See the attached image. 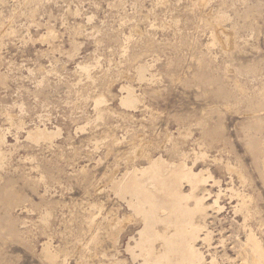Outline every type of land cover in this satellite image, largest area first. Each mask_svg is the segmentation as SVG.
<instances>
[{
  "label": "rangeland",
  "instance_id": "1",
  "mask_svg": "<svg viewBox=\"0 0 264 264\" xmlns=\"http://www.w3.org/2000/svg\"><path fill=\"white\" fill-rule=\"evenodd\" d=\"M216 25L233 45L215 41ZM263 134L264 0H0V264H143L127 251L142 222L113 243L106 221L130 213L110 178L147 165L141 141L206 174L209 206L222 189L212 246L199 248L206 264H243L229 189L244 188L227 165L244 171L264 239Z\"/></svg>",
  "mask_w": 264,
  "mask_h": 264
},
{
  "label": "bare ground",
  "instance_id": "2",
  "mask_svg": "<svg viewBox=\"0 0 264 264\" xmlns=\"http://www.w3.org/2000/svg\"><path fill=\"white\" fill-rule=\"evenodd\" d=\"M199 5L202 6L203 4L199 3ZM210 21H211V19H210ZM200 25H201V23H200ZM214 29H215V33H216V37H214L215 41L221 42V38H222L221 36H224L226 39V43L227 44L229 43V45H233L234 37H235L234 33H229L228 31L221 28L219 25H216ZM236 32H238V31H236ZM254 51H256V50H254ZM227 66H229V65H227ZM145 71L146 70L142 68L139 72L142 78L144 77ZM125 89L127 90V96L125 98L121 99L122 104L124 106H127V107L136 106V104L139 102L140 97L139 98H138V96L136 97L130 88H125ZM104 102H105L104 98H99L96 102L97 105L95 107H100V105H102ZM254 112H256V111L250 112V114L252 115V116H250V118L255 117L253 115ZM194 119H195V117H194ZM256 122H257V124H259L258 121H256ZM188 125H189V123H188ZM185 126H187V125H185ZM46 133H48V132H46ZM161 134H163V133H161ZM50 136H52V135H50ZM37 137H39V136H37ZM45 137H47V136H45ZM45 137H43V138H45ZM47 138H49V137H47ZM177 138H178V136H177ZM0 141H4V139L0 140ZM204 143H206V141ZM209 143H211V142H209ZM0 144H1V142H0ZM147 145H148L147 142L141 141L140 144H137L134 147V149H135L134 155H142V158L144 155L148 157L147 158V165L143 166L141 164H139V165H136V164L133 165L132 164L133 166H131L129 163H127L128 168L124 174L120 173L122 176L121 177L119 176L120 177L119 179H117L118 177L117 178H114V177L110 178V181L112 182L111 185H113L111 188H113V191L115 192L116 196H119L120 199H122L124 202H126L130 213H128L127 215L126 214L122 215L120 213L122 215V216H120V215H118L117 212H115L114 209H111L109 211L108 217H106V219H107L106 220L107 221V232H108V237H109L108 240L110 239L111 242L117 243L122 238L123 233L126 231V228H128L129 225H135L136 226L138 221L139 222L141 221L143 224V229L141 228L142 230H140L139 232L136 231V232H138V234L136 233V236L133 235L134 237H132V240L134 241V245L129 244L127 246V251H129L132 254V257L135 259V261L140 257L143 259V264H206L205 254L202 251V249L199 248V245L203 244L204 246H207L209 248L212 246L213 233H212V231L209 230V226H208V222H209L208 219H209V217H211L209 213H210V210L215 211L214 213H216V210L218 213L225 210L224 207H222L220 205L222 189H220V192L217 195V199L215 200L214 204L212 206L211 205L209 206L206 203L205 194L203 197L200 195L201 194L200 191L209 182V178H207L205 176L206 174H204L202 171L200 173H197L195 171L194 167H190L187 164V161L185 159L181 163H171L168 160H165L162 156H160L158 158H154V156H148L149 153H148V155H146ZM209 145H211V144H209ZM254 146L258 147L256 144ZM263 146L261 147V149H260L261 152L258 153V156L260 159H262L261 160L262 164H263L262 167L264 170V147ZM194 153H195V151H194ZM125 155H126V153H125ZM198 155H201V153ZM203 155L204 154H202V156ZM181 156L185 157V155H181ZM193 157H194V155H193ZM203 157L206 158L207 156H203ZM137 158H139V157H137ZM137 158H135V159H137ZM140 158H141V156H140ZM129 161H131V159H129ZM221 162H222V160H221ZM121 167H122V165H121ZM227 168L229 171H231V173H233V174L236 173L238 175V179L240 181L239 185H242V188H244V191L243 190L240 191V189L235 190L234 188L229 189L231 191V194H232L231 200L236 199L238 202L234 208L235 213L236 214L240 213L244 219V221H243L244 224H243V226L241 225L242 226L241 228H244L243 230H246V239L243 240L244 242L241 241V244L238 246L239 251H237V253L239 254L240 260H242L243 264H264V239H263V236L259 237L258 234H256L255 231L252 229L251 224H250V222H252L254 217H255V219L257 218L256 216L258 215V211H255L254 208L252 207V205L254 206V204H255V203L252 204V202H251L252 198L250 196H252V195L249 196V194L246 193L247 188H249L248 179L245 176L244 171L240 168V166H239V168H236V165L234 167L230 163H228ZM206 172L209 173L211 171L208 172L206 170ZM117 173L119 174V172H117ZM117 173H115V174H117ZM112 175H114V174H112ZM107 177H109V176H107ZM210 178H213V177H211V175H210ZM237 182H238V180H237ZM185 184H187L189 187V193H186L183 190ZM238 187L240 188V186H238ZM204 192H207V190L205 189L203 191V193ZM109 195H111V194H109ZM116 196H115V198H116ZM108 198H110V197H108ZM254 207H256V206H254ZM123 211H125V210H123ZM214 220H213V222H214ZM10 226H11V224H10ZM260 226H261V229H259V230L263 231V233H264V223H261ZM91 228H92V225H91ZM130 234H132V233L130 232ZM127 236H128V234H127ZM50 237H52V236H50ZM93 241H96L95 237H94ZM97 243H98V241H97ZM235 245H238V243ZM237 250H238V248H237ZM44 251L46 252L48 257L53 258L54 255H53V253L50 252L49 245H46V247L44 248ZM213 261H214V258H213ZM110 262H112V261H110ZM78 263H80V262H78ZM114 263L115 262H113L112 264H114ZM116 263L121 264V262L119 263L118 260Z\"/></svg>",
  "mask_w": 264,
  "mask_h": 264
}]
</instances>
